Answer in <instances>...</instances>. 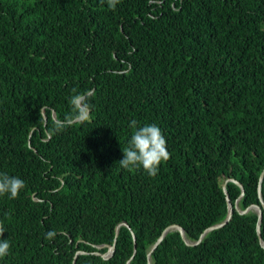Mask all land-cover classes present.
<instances>
[{"label":"trees","instance_id":"trees-1","mask_svg":"<svg viewBox=\"0 0 264 264\" xmlns=\"http://www.w3.org/2000/svg\"><path fill=\"white\" fill-rule=\"evenodd\" d=\"M73 89L91 116L65 127ZM133 120L166 138L154 178L118 164ZM263 170L264 0H0V172L26 185L0 197V264H149L167 228L227 218L228 179L229 223L169 232L151 264H264L238 211Z\"/></svg>","mask_w":264,"mask_h":264},{"label":"clouds","instance_id":"clouds-1","mask_svg":"<svg viewBox=\"0 0 264 264\" xmlns=\"http://www.w3.org/2000/svg\"><path fill=\"white\" fill-rule=\"evenodd\" d=\"M120 0H107L108 7L115 10ZM70 97L71 113L66 114L62 121L63 126L71 127L77 123L88 121L91 116V105L88 102L87 92H77L73 89ZM133 129L128 147L122 148L123 159L118 164L121 168L132 170L142 167L151 177H156L162 163L170 159L167 141L161 129L155 124L138 126L137 121L130 122ZM26 187L25 182L19 177L10 176L0 172V197L8 195L10 199H17L20 192ZM4 228L0 224V258L10 254V242L4 239ZM55 233L49 232L47 238H53Z\"/></svg>","mask_w":264,"mask_h":264},{"label":"water","instance_id":"water-1","mask_svg":"<svg viewBox=\"0 0 264 264\" xmlns=\"http://www.w3.org/2000/svg\"><path fill=\"white\" fill-rule=\"evenodd\" d=\"M263 181H264V170H263V172H262V174L260 176V181H259V195H260V200H261V206L252 205V206L246 208L245 210H239L238 209V211H239L240 214H247L251 210H253V211H255L258 214L259 222H258V225H257V234L259 236L260 244L264 248V241L262 240V235H261V222H262V218H263V215H264V200L262 198V193H261ZM229 182H234V183H236L237 185L240 186V188L242 189V194H241L240 198H243V196L245 194L244 186L241 183H239V182H237V181H235L233 179H228L227 181H225V183L223 184V191H224L225 195L227 196V202H228V206H229V213H228L227 218L222 223H220L218 225H215V226L209 228L208 230H206L204 232V234L200 237L199 241H197V242H190V241H188L187 238H186L184 229L182 227H180V226H171V227L167 228L164 231V233L162 234V236L159 238V240L157 241V243L154 245V247L152 248V250L149 252V264H151V254H152V252L160 245V243L164 240V238L166 237V235L169 232H171V231H179V233L181 234L182 239L185 241L186 245H188V246H196V245H198L203 240V238L207 234H209L212 231L221 229V228L225 227L229 223V221L232 218L233 208H234L233 205H232V203H231V200L229 198L228 192H227V185H228ZM238 204H239V202L236 203L235 207L238 208L239 207ZM121 225H124V226H127L128 227V225L126 223H123ZM120 226L117 228V235H119ZM133 238H134V249H135L134 250V253H136V251H137V244H136V238H135L134 234H133ZM115 250H116V241L114 242V244L112 246H109L108 252L105 255H102L103 258L110 259L113 256V254L115 253ZM79 254H81V252H78L77 253L73 264H76V258H77V256ZM97 254H99V253H97ZM128 264H130V261L128 262Z\"/></svg>","mask_w":264,"mask_h":264},{"label":"rangeland","instance_id":"rangeland-1","mask_svg":"<svg viewBox=\"0 0 264 264\" xmlns=\"http://www.w3.org/2000/svg\"><path fill=\"white\" fill-rule=\"evenodd\" d=\"M222 181H224V180H222Z\"/></svg>","mask_w":264,"mask_h":264}]
</instances>
